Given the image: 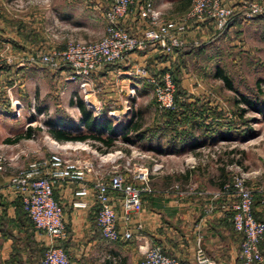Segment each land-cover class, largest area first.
<instances>
[{
	"label": "crops",
	"instance_id": "0c3cea01",
	"mask_svg": "<svg viewBox=\"0 0 264 264\" xmlns=\"http://www.w3.org/2000/svg\"><path fill=\"white\" fill-rule=\"evenodd\" d=\"M239 1L224 0L227 5L236 8ZM256 1L264 3V0ZM95 2L98 3L97 0ZM175 3L176 0H153L154 7L162 13L163 21L182 17L189 5L191 6L189 2L186 8L173 9ZM102 23L104 27L100 37L103 36L105 29L103 15ZM54 25L62 27L63 23L54 19L47 24L40 16L24 15L13 18L0 12V54L12 60L11 64L0 70V92L4 90L10 92L16 86L14 78L19 76L27 78L37 74L31 71L28 65H19L18 61L29 51H43L53 46L46 30ZM122 25L134 35H140L143 30L142 22L134 14L124 19ZM177 57L178 53L166 55L154 46L129 54L125 62L109 65L90 76L88 86L90 99H87V103L94 108L102 103L104 111L109 114L121 111L127 97V89L133 86L139 92L137 78L130 75L135 65L142 64L152 68V74L164 73L169 72L168 69L174 66ZM79 82L80 80L74 78L77 92L81 93ZM100 84L102 86H99ZM147 85L151 87L148 83ZM181 86L186 92L194 91L190 86L184 84ZM66 90L65 87L62 93L65 94ZM101 93L105 94L102 98ZM87 103L85 104L89 106ZM71 106L77 108L75 104ZM208 107L212 108L210 105ZM79 117L80 115L73 120L78 121ZM109 120L111 128L120 123L113 122L110 117ZM210 120L211 118L206 119V123H212ZM35 121V118H27L24 131L28 126L34 128L31 123ZM36 127L42 128L40 125ZM88 131L81 126L74 134H85ZM37 133L48 136L41 130ZM210 135H212L210 132H196L195 136L199 140L204 138L206 142L194 149L187 146L183 151H177L179 148L177 142L171 152L162 154L140 149L156 155L164 167L160 174L151 177L152 193L143 196L142 211L131 215L128 227L132 237L129 240L121 238L114 242L106 241L96 224L97 205L91 194L96 176L90 172L84 178V184L90 191L87 198H75L74 192L78 189L79 183L73 180L61 181L53 188V198L64 210L66 238L53 242L43 233L36 231L21 211L20 199L10 188L9 177L25 167L28 162L47 159L50 154H46L39 145L29 147L23 144L38 137V134L7 144L10 151L8 157L18 155V159L10 161L7 169L4 168L0 172V264H39L44 251L51 245L65 251L69 264H141L145 251L154 246L161 247L166 255L179 259L182 264H198L196 258L198 249L202 250L210 264H240L241 237L232 228L229 213L221 207L226 199L216 196L226 179L231 180L232 177L226 178L225 172L228 167L232 169V165L223 168L218 161L223 140L217 139V136L207 140L205 137ZM164 144L163 139L161 146ZM21 153H26L27 156ZM71 154L77 158L82 152L75 151ZM92 158L87 155L83 160L91 161ZM92 162L94 165V160ZM74 200H85L89 206L85 209L74 208L72 206ZM119 202V196L114 194L113 205L118 215L121 214ZM256 215L264 220V210L261 207H256ZM139 224L141 229H137ZM119 227L121 229L124 227L121 219ZM261 250L263 262L260 264H264V241Z\"/></svg>",
	"mask_w": 264,
	"mask_h": 264
},
{
	"label": "rangeland",
	"instance_id": "374dc122",
	"mask_svg": "<svg viewBox=\"0 0 264 264\" xmlns=\"http://www.w3.org/2000/svg\"><path fill=\"white\" fill-rule=\"evenodd\" d=\"M188 2L191 3V0H176L173 9L186 8ZM184 4L186 7H183ZM98 6L95 5V0H0V12L3 15L13 18L40 16L47 24L54 19L62 21V27L54 25L46 30L49 40V35L54 30H58L54 31L57 32L55 34L64 37L55 44L50 41L58 47H63L67 40L95 41L101 38L104 24L102 11ZM237 6L235 15L222 31H217L210 22L190 29L185 37L186 43L179 51L186 53L183 60L180 65H174L168 70L176 82L194 90L189 92L191 96L188 97V102L198 99L215 108L222 120L223 131H230L229 138L220 144L221 156L218 157L224 169L232 165V169L228 167L225 172L226 178L236 175L243 177L246 185L254 192V197H259L260 190L264 188V13L247 17L242 5ZM28 66L37 74L27 78H14L16 86L10 92H0V155L4 157H8L10 153L6 145L11 143L7 140L23 134L27 118H35L36 121L31 125H40L41 131L46 133L42 121L52 117L77 118L80 110L71 106V101L82 99L86 103L83 94L77 92L74 76L67 67L49 70L40 66ZM141 66L151 77L162 74H152V68ZM221 75L227 77L233 90L227 89ZM136 80L139 92L133 86L127 89L121 111L106 113L102 103L92 109L100 119L110 117L117 123L132 121L133 128L128 132L130 137L135 134V125L138 131H143L158 126L161 120L152 88L144 79ZM65 87L67 90L63 94ZM100 95L102 98L105 94ZM242 97L250 100V105L242 102ZM34 134H38V137L23 144L29 147L39 145L48 155L60 154L72 161L83 160L87 155L90 159L93 157L90 161V173L97 178L108 177L112 170L109 160L100 162V155H105L103 153L91 154L90 151H82L75 141L57 142L47 135H39L37 132ZM86 142L89 146L97 144L91 140ZM115 145L110 153L120 150L128 155L133 149L146 150L141 143L131 144L121 137H118ZM92 149L96 150L94 147ZM75 151L82 154L74 158L76 155L71 153ZM7 167L8 164L4 166L5 169ZM228 180L229 178L225 182Z\"/></svg>",
	"mask_w": 264,
	"mask_h": 264
},
{
	"label": "built area",
	"instance_id": "2783aa9c",
	"mask_svg": "<svg viewBox=\"0 0 264 264\" xmlns=\"http://www.w3.org/2000/svg\"><path fill=\"white\" fill-rule=\"evenodd\" d=\"M103 1L107 3V7L102 12L105 30L100 39L67 40L63 47L53 45L43 51H29L18 64L40 66L49 70L68 67L74 76L73 80H80L79 89L87 103L92 74L109 65L125 62L129 54L143 51L148 46H154L169 55L185 45V37L194 27L198 28L210 22L217 31H222L236 9L235 6L227 5L224 0H192L184 17L163 21L162 14L154 7L153 0ZM238 5H242L247 17L264 13V3L256 0H240ZM130 14L136 15L145 23L140 35H134L122 27V21ZM54 31L49 36L55 44L64 37ZM11 63L9 57L0 54V65ZM130 75L144 79L151 85L159 110L174 108L175 84L169 72H164L159 77H151L143 66L135 65ZM75 144L82 150L99 155L86 141H75ZM21 154L27 156L26 153ZM16 159L18 155L12 158L0 155V172L5 165ZM107 160L112 164V170L106 178L96 177L91 193L97 205L95 221L106 241L114 242L121 238L129 240L132 237L128 227L131 215L142 211L143 196L152 193L151 177L160 174L164 166L156 155L139 149L131 150L128 155L120 150L100 155L101 163ZM91 169L90 161H71L53 153L47 159L30 161L25 167L17 170L9 177V186L19 197L22 211L32 227L53 242L62 241L67 235L64 210L53 198V188L61 181L73 180L79 183L74 192L75 198H87L90 191L84 184V178ZM114 194L120 199V215L116 213L113 205ZM216 196L226 199L221 207L229 213L234 230L242 235L239 252L242 264L262 263L263 256L259 244L264 238V222L254 217L252 189L246 185L243 177L236 175L222 184ZM260 204L264 208V188L260 190ZM72 206L85 209L89 203L85 200H74ZM120 219L124 225L122 229L119 227ZM141 228L140 224L137 225V229ZM196 258L198 264H210L201 249L197 250ZM39 264H69V259L62 248L51 245L44 251ZM141 264L182 263L179 259L166 255L161 247L154 246L145 251Z\"/></svg>",
	"mask_w": 264,
	"mask_h": 264
},
{
	"label": "trees",
	"instance_id": "16d2710c",
	"mask_svg": "<svg viewBox=\"0 0 264 264\" xmlns=\"http://www.w3.org/2000/svg\"><path fill=\"white\" fill-rule=\"evenodd\" d=\"M97 1L98 3L95 2V5L99 4L98 7L103 12L107 7V3L103 0H97ZM186 6H188V4ZM186 6L185 4L183 5V7ZM187 11L184 12L183 16L186 14ZM182 17H180L179 19H181ZM137 19L139 18L137 17ZM142 25H143L142 29H144L145 23L142 22ZM181 48L175 49L173 53H171V54L178 53V57L176 58L174 65H180L181 60H183V56L186 54L184 52H179ZM5 66L7 65L6 64L0 65V70L3 69ZM171 76L175 84L174 108L168 110H159L157 108V110H159L161 113V117H160L161 120L160 122H158V126H155L154 128H147L144 129L143 131L142 130L138 131L131 137L128 132H130V128H133L132 127L133 123H131L132 121L129 120L127 122H123V123L121 122L118 125H116L114 128H111L109 127L108 124L110 121L109 118L106 117V119L105 118L100 119L96 117L94 115V110H92L91 107L87 106L82 99H77L75 103L71 101V104H75L77 108L80 110V117L78 121H74L73 119L62 118V117H58V118L52 117L45 119L42 124L46 127V133L48 134V136L54 141L69 142V141L91 140L92 142L97 143V144H93L92 147H94L98 152L103 154L110 152L111 149H114L116 147L115 141L117 140L118 137L123 138V140L131 144L141 143L142 147H145V149L160 154L171 152L175 147L176 142L178 143V147H179L177 148V151H183L187 146H189L192 149L202 146V144L205 143L206 140L204 138L199 140L195 136L196 132H201V133L210 132L212 135L208 137L204 136L207 140L212 139L210 137L214 138V136H217V139L221 138L223 141L227 140L229 138L228 133H230V131H228L229 129L223 131L224 127L222 120L218 117L219 114L215 112V110H212L214 108H209L208 103L207 105H205V103H203L198 99L188 102L187 99L188 97L191 96V94L189 92H186L182 88L179 82L175 81L172 74ZM221 79L225 83L228 90H233L232 84L225 75H221ZM242 102H244L247 105H250V100H248L247 98L242 97ZM257 110L259 112L261 111L260 109ZM29 118L31 119V117ZM209 118H211L210 121L212 123L210 122L206 123V119ZM214 118H216V122H214ZM81 126L87 128L89 131L85 134L84 133L74 134ZM134 127L136 131L137 130L136 125ZM40 130L41 129H39L38 127L30 128L28 126L23 132V134L18 135L15 138L7 141L9 143H15L19 139H29L35 135L34 133L39 132ZM107 130H108V134H106ZM163 139L165 141V144L161 146V142ZM20 207H21V203H20ZM256 207H261L260 196L254 197L252 210L255 219L264 222V220H261L260 218L257 217ZM262 209L264 210V208ZM232 228L234 229L233 225ZM238 234L240 235L242 242V235L240 233ZM263 241L264 238L259 244V249L261 253H262L261 244ZM240 264H242L241 260H240Z\"/></svg>",
	"mask_w": 264,
	"mask_h": 264
}]
</instances>
